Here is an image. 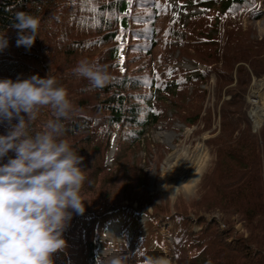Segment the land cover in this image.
<instances>
[{
    "label": "trees",
    "instance_id": "1",
    "mask_svg": "<svg viewBox=\"0 0 264 264\" xmlns=\"http://www.w3.org/2000/svg\"><path fill=\"white\" fill-rule=\"evenodd\" d=\"M200 3L206 10L192 16H199L205 30L211 27L213 31L200 39L191 21L180 41L189 51L204 53L207 66L186 71L187 78L182 80L190 81L198 94L203 90L199 83L209 82L212 74L215 77L213 105L219 110L221 132L209 139L213 141L214 158L203 174L201 188L214 194L212 208L222 211V219L221 223L201 220V227L193 230L191 221L178 208L170 212L149 203L155 209L152 213L142 209L149 195L137 184L140 175L130 163L120 171V154L139 143L145 127L159 119L153 105L159 78L147 80L123 68V62L131 60L129 53L135 46L132 39L144 38L133 26L132 11L140 6L138 0H0V34L8 40L7 48L0 51V79L17 81L34 75L44 79L51 75L67 89L73 105L69 117L62 120L64 133L60 138L68 140L83 157L80 166L86 171V180L81 195L85 211L83 215L73 212L63 234L67 247L53 255L54 264L105 262L101 253L109 245L105 229L119 219L123 245L131 242L134 253L140 248L148 255L161 253L169 246L166 239L170 235L171 250L179 264H264V123L258 131H252L246 115V93L252 76L264 74V37H249L241 21L244 16L260 18L264 10L256 0ZM21 11L41 20L31 48L17 46L19 30L13 25L16 13ZM226 18L230 19L222 25ZM154 32L151 30L148 53L157 46ZM124 36L130 39L125 56ZM83 59L105 66L113 77L111 82L98 89L87 79L77 78L72 70ZM234 82L224 91L230 97L220 102L223 88ZM178 83L172 80L165 89ZM21 115L27 120L26 113ZM55 119L51 107L40 108L28 125L29 135L47 131V122ZM184 119L190 125L203 124L204 129L210 126L213 112L208 108L204 114L197 112ZM18 123V119L0 122V136L8 135ZM113 143L116 153L110 165L106 158ZM15 156L14 151L8 152L0 164H7ZM134 202L138 206L134 207ZM141 213L148 216L147 228L139 227L136 232L132 227L140 225L134 218ZM163 222L170 224L166 230H161ZM238 223L242 231L235 229ZM129 230L135 232L133 239Z\"/></svg>",
    "mask_w": 264,
    "mask_h": 264
},
{
    "label": "rangeland",
    "instance_id": "2",
    "mask_svg": "<svg viewBox=\"0 0 264 264\" xmlns=\"http://www.w3.org/2000/svg\"><path fill=\"white\" fill-rule=\"evenodd\" d=\"M258 1V5L264 10V3H260L261 0ZM138 2L140 6L132 11L135 16L133 26L139 28L144 34L141 35L144 38L132 39L135 46L129 53L131 60L124 61L123 68L125 66L129 71L143 76L147 80L152 76L159 78V90L154 92L156 99L153 102L154 108L156 107L159 111V119L145 127L144 138L139 143H135L133 148L126 150L123 155L120 154V171L126 168L129 163L136 169L140 175L137 184H140L141 188L149 195L148 203L141 205V208H146L148 213L155 210L149 203H155L164 206L163 208L170 212H174L178 208L191 221L193 230H198L201 227V220H214L221 223L222 211L212 208L216 200L214 194L203 192L201 188L203 174L214 158L211 145L213 141L209 142V139L216 137L221 132L219 110L218 107L215 109L213 105L215 77L212 74L209 82L199 83V87L203 90L198 94H195L196 88L190 81L183 82L182 80V78H187L186 73L188 72L186 71L207 66L204 53H193L180 41L191 21L196 25L195 28L197 33L199 32L200 39L211 33L212 28L209 27L205 30L204 21L199 16H192L199 15L206 8L200 3V0H138ZM204 5H210V0H207ZM228 19L230 18H226L221 24L225 25ZM241 21L244 31L249 37L254 39L264 37V15L260 18L244 16ZM151 30L155 31L157 46L152 49L151 53H148ZM123 41L125 46L122 49V55L125 56L126 45L130 39L124 36ZM172 80H177L179 83L175 88L168 87L166 90L165 85L170 84ZM234 84L235 82L223 88L220 102L230 97L224 93L227 87ZM161 86H164V89ZM151 90L153 89L151 88ZM246 102V115L252 131L256 132L264 123V118L259 122L255 119L256 113L254 112L255 109H264V74L260 77L252 76L246 93ZM208 108H211L213 112V120L207 128L203 129V124L200 127L197 124L190 125L184 119L186 115L190 116L197 112L204 114ZM185 148L191 154L186 158L193 162L190 161V165L185 167L186 164L183 161L177 170L168 169L166 160L177 149ZM115 153L116 145L113 143L106 158L110 165L112 164L111 158ZM183 170H187L186 174ZM195 171L198 172V176L194 183L189 188H185L189 179L195 175ZM142 174H144V178ZM185 175L187 176L184 177ZM120 181L122 180L120 179ZM124 202L130 203L129 200H124ZM133 204L134 207L138 206L135 202ZM134 219L140 226L132 227V230L135 229L136 232L140 229L146 230L148 216L145 213L135 216ZM121 224L122 221L119 219L115 222L111 221L106 226L104 238L108 239L109 245L101 250L105 262L112 256L134 253L131 242L130 245H123ZM169 225L168 222H163L161 230H166ZM235 229L242 231L241 223H238ZM132 230H129L128 234L133 239L135 232ZM166 240L169 246H165L163 252L151 256H166L170 260V264H179L174 259L171 250L172 237L167 235ZM152 244L153 241L150 246ZM140 259L139 256L134 257L128 261V264H140Z\"/></svg>",
    "mask_w": 264,
    "mask_h": 264
},
{
    "label": "clouds",
    "instance_id": "3",
    "mask_svg": "<svg viewBox=\"0 0 264 264\" xmlns=\"http://www.w3.org/2000/svg\"><path fill=\"white\" fill-rule=\"evenodd\" d=\"M14 29L19 30L17 46L31 48L41 20L28 12H17ZM6 35L0 34V51L6 49ZM102 89L113 79L98 61L83 59L72 70ZM42 107L56 116L47 131L29 135L28 125ZM73 110L68 91L49 75L13 81L0 79V122L18 119L8 135L0 136V159L14 151L16 156L0 164V264H54L53 255L67 247L63 238L73 212L83 215L81 195L86 171L69 141L61 139L63 119ZM27 114V120L21 115ZM139 256L140 264H170L166 256H151L140 249L116 255L97 264H128Z\"/></svg>",
    "mask_w": 264,
    "mask_h": 264
},
{
    "label": "bare ground",
    "instance_id": "4",
    "mask_svg": "<svg viewBox=\"0 0 264 264\" xmlns=\"http://www.w3.org/2000/svg\"><path fill=\"white\" fill-rule=\"evenodd\" d=\"M259 94V93H258ZM263 99V98H262ZM261 101V100H260ZM263 101V100H262ZM256 102V101H255ZM260 109V108H259ZM259 109H255L256 111H254L256 113L255 119L259 122L264 118V109L259 110ZM196 154V153H194ZM190 152L188 151L187 148L183 149V150H179L177 149L176 151H174L172 153V155L169 157V159L166 160V167L170 170H177L180 167L181 162H185V167H187L188 165H190V161H192L191 159H188L186 157L190 156ZM196 157V156H195ZM193 158V157H192ZM194 159V158H193ZM193 162V161H192ZM193 168V167H192ZM191 170V169H190ZM184 174H186L187 170H183ZM181 175V174H180ZM179 176V175H178ZM187 175H185L184 177H186ZM198 176V172L195 171V175L189 179V183L185 185V188H189V186H191L194 183L195 178ZM180 177V176H179ZM182 178V177H181Z\"/></svg>",
    "mask_w": 264,
    "mask_h": 264
},
{
    "label": "snow or ice",
    "instance_id": "5",
    "mask_svg": "<svg viewBox=\"0 0 264 264\" xmlns=\"http://www.w3.org/2000/svg\"><path fill=\"white\" fill-rule=\"evenodd\" d=\"M123 70V69H122Z\"/></svg>",
    "mask_w": 264,
    "mask_h": 264
}]
</instances>
